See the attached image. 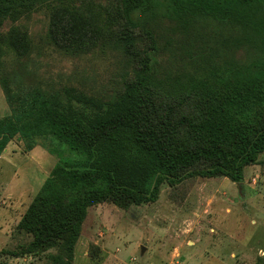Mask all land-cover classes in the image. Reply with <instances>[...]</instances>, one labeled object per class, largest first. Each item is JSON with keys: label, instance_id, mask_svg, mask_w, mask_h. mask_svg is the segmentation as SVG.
<instances>
[{"label": "trees", "instance_id": "1", "mask_svg": "<svg viewBox=\"0 0 264 264\" xmlns=\"http://www.w3.org/2000/svg\"><path fill=\"white\" fill-rule=\"evenodd\" d=\"M93 1L0 0V28L13 24L0 33V55L3 45L27 54L28 35L15 24L42 6L51 44L87 50L107 39L101 8L129 66L120 90L103 99L69 90L13 94L11 117L0 120V155L17 136L50 135L80 157L51 169L16 225L30 241L12 257L72 264L91 207L152 204L163 186L195 178L241 184L264 153V0ZM159 23L175 35L168 41L178 40L188 72L160 77ZM0 85L10 99L1 64Z\"/></svg>", "mask_w": 264, "mask_h": 264}, {"label": "rangeland", "instance_id": "2", "mask_svg": "<svg viewBox=\"0 0 264 264\" xmlns=\"http://www.w3.org/2000/svg\"><path fill=\"white\" fill-rule=\"evenodd\" d=\"M97 13L101 27L108 25L101 34L107 39L72 53L50 43L48 6L15 24L24 27L29 47L24 56L1 47L10 99L0 85V120L11 117L13 94L20 91L69 90L103 99L120 90L129 66L115 44L119 36L113 20L101 8ZM12 25L5 22L0 33ZM154 33L159 35L160 77L188 72L178 40L168 41L175 37L168 24L159 23ZM30 144L33 149H27ZM5 148L0 156V264H45L43 254L9 255L30 241L16 225L57 161L80 155L50 135L17 136ZM72 264H264V153L257 164L245 167L241 184L195 178L163 186L152 204L126 211L107 203L91 207Z\"/></svg>", "mask_w": 264, "mask_h": 264}, {"label": "water", "instance_id": "3", "mask_svg": "<svg viewBox=\"0 0 264 264\" xmlns=\"http://www.w3.org/2000/svg\"><path fill=\"white\" fill-rule=\"evenodd\" d=\"M143 251H144V248L142 247V248H141V253H143Z\"/></svg>", "mask_w": 264, "mask_h": 264}, {"label": "crops", "instance_id": "4", "mask_svg": "<svg viewBox=\"0 0 264 264\" xmlns=\"http://www.w3.org/2000/svg\"><path fill=\"white\" fill-rule=\"evenodd\" d=\"M6 150V148L3 150V151H5ZM0 156H2V153H1V155Z\"/></svg>", "mask_w": 264, "mask_h": 264}]
</instances>
